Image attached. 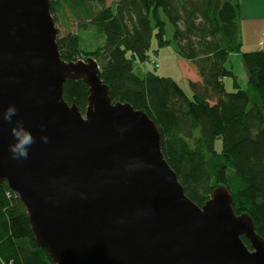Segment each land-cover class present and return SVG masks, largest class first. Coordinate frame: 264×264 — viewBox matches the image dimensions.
Instances as JSON below:
<instances>
[{
	"label": "water",
	"instance_id": "95a60500",
	"mask_svg": "<svg viewBox=\"0 0 264 264\" xmlns=\"http://www.w3.org/2000/svg\"><path fill=\"white\" fill-rule=\"evenodd\" d=\"M50 8L0 0V184L21 199L37 244L55 264H264V241L228 189L191 201L152 119L111 101L93 58L62 59ZM68 78L88 87L84 112L63 98ZM9 105L35 139L26 159L9 151Z\"/></svg>",
	"mask_w": 264,
	"mask_h": 264
},
{
	"label": "trees",
	"instance_id": "16d2710c",
	"mask_svg": "<svg viewBox=\"0 0 264 264\" xmlns=\"http://www.w3.org/2000/svg\"><path fill=\"white\" fill-rule=\"evenodd\" d=\"M50 1L54 23L63 29L56 39L62 59L93 58L111 101L127 102L152 119L164 158L189 199L202 206L214 187L225 186L232 210L248 213L264 241V43L241 53L247 84L240 87L228 65L242 45L239 0ZM152 40L158 48L171 44L195 72L197 80H188L191 95L169 76L135 72L134 63L153 52ZM88 45L95 48L87 51ZM230 77L231 91L224 81ZM62 89L68 104L86 110L82 79L68 78ZM0 264H55L6 182L0 184Z\"/></svg>",
	"mask_w": 264,
	"mask_h": 264
},
{
	"label": "rangeland",
	"instance_id": "374dc122",
	"mask_svg": "<svg viewBox=\"0 0 264 264\" xmlns=\"http://www.w3.org/2000/svg\"><path fill=\"white\" fill-rule=\"evenodd\" d=\"M116 0H107V2L112 3ZM58 33L57 37L60 36L63 32V29L58 25ZM167 30H168V36L171 34V27L168 24L167 25ZM86 34V36H88ZM93 39V36H92ZM100 39L97 41L99 43ZM152 45L151 49H153V52L148 56V58L143 62V63H134L135 64V72L137 74L142 75L145 71L151 70L155 72L156 74L163 75V76H169L177 83L180 84V86L183 88L184 92L188 95L190 94V88H189V83L188 79H191L194 77L193 72L189 68H187V63L185 64L182 58H180L176 51L174 50V47L169 44V45H164L163 47L158 48L156 46V42L152 40ZM92 48H95L93 45H88L84 46L85 50H90ZM224 81H226V88L231 91L233 89V84L231 81V78H224ZM239 81L240 86L243 88L246 85V80H242V76H239ZM214 146L218 150H220V140L216 139L214 142Z\"/></svg>",
	"mask_w": 264,
	"mask_h": 264
},
{
	"label": "crops",
	"instance_id": "0c3cea01",
	"mask_svg": "<svg viewBox=\"0 0 264 264\" xmlns=\"http://www.w3.org/2000/svg\"><path fill=\"white\" fill-rule=\"evenodd\" d=\"M239 3L241 5L240 26L242 45L240 47L241 50L239 53H232L229 55L228 65L235 72L236 81L241 75L242 80H246L247 84V72L246 69H244L243 67L241 53L248 52L250 50H259L261 49V46L264 43V0H239ZM182 62H184L185 64L187 63L184 60ZM187 68H189L188 64ZM191 72L193 71L191 70ZM193 74L194 77L188 80H197V75L195 74V72H193Z\"/></svg>",
	"mask_w": 264,
	"mask_h": 264
},
{
	"label": "clouds",
	"instance_id": "9594fccd",
	"mask_svg": "<svg viewBox=\"0 0 264 264\" xmlns=\"http://www.w3.org/2000/svg\"><path fill=\"white\" fill-rule=\"evenodd\" d=\"M17 109L14 105H9L6 110L2 112L3 120L12 124V117L16 115ZM11 134L14 137V142L9 145V151L13 159H26L28 156V147L31 146L35 139L32 133L24 127L23 120H16L10 128ZM41 140L47 142V137L42 136Z\"/></svg>",
	"mask_w": 264,
	"mask_h": 264
}]
</instances>
